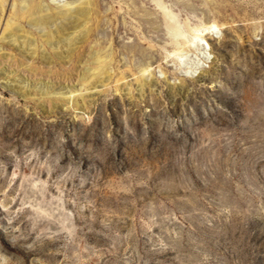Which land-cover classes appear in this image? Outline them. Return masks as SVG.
Wrapping results in <instances>:
<instances>
[{
  "label": "rangeland",
  "instance_id": "obj_1",
  "mask_svg": "<svg viewBox=\"0 0 264 264\" xmlns=\"http://www.w3.org/2000/svg\"><path fill=\"white\" fill-rule=\"evenodd\" d=\"M60 1L0 0V264H264V0Z\"/></svg>",
  "mask_w": 264,
  "mask_h": 264
},
{
  "label": "water",
  "instance_id": "obj_2",
  "mask_svg": "<svg viewBox=\"0 0 264 264\" xmlns=\"http://www.w3.org/2000/svg\"><path fill=\"white\" fill-rule=\"evenodd\" d=\"M70 0H61L60 2L62 3H64V2H69ZM69 22H73V18H69V19H67V22H65L67 25L69 24ZM192 75V74H191ZM146 79L144 80V82L145 83H148L149 82V77H145ZM50 85L52 86V87H59L58 85H54V84H51L50 83Z\"/></svg>",
  "mask_w": 264,
  "mask_h": 264
},
{
  "label": "bare ground",
  "instance_id": "obj_3",
  "mask_svg": "<svg viewBox=\"0 0 264 264\" xmlns=\"http://www.w3.org/2000/svg\"><path fill=\"white\" fill-rule=\"evenodd\" d=\"M65 10V9H64ZM1 31V30H0ZM147 39V38H146ZM11 73L10 72H6L5 71V77H7V76H9ZM18 81H19V85H21V86H23L24 84H25V82H23V79L21 78V79H18ZM28 88V87H27ZM21 100V99H20Z\"/></svg>",
  "mask_w": 264,
  "mask_h": 264
}]
</instances>
